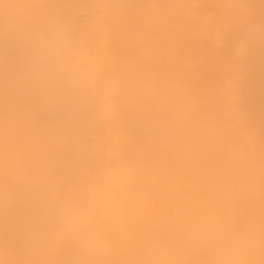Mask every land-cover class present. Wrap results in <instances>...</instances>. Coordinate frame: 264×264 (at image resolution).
<instances>
[{
	"label": "bare ground",
	"instance_id": "6f19581e",
	"mask_svg": "<svg viewBox=\"0 0 264 264\" xmlns=\"http://www.w3.org/2000/svg\"><path fill=\"white\" fill-rule=\"evenodd\" d=\"M0 264H264V0H0Z\"/></svg>",
	"mask_w": 264,
	"mask_h": 264
},
{
	"label": "clouds",
	"instance_id": "9594fccd",
	"mask_svg": "<svg viewBox=\"0 0 264 264\" xmlns=\"http://www.w3.org/2000/svg\"><path fill=\"white\" fill-rule=\"evenodd\" d=\"M58 50V44L52 45L50 47L45 48V50L41 53L42 57H47L50 55H56Z\"/></svg>",
	"mask_w": 264,
	"mask_h": 264
},
{
	"label": "rangeland",
	"instance_id": "374dc122",
	"mask_svg": "<svg viewBox=\"0 0 264 264\" xmlns=\"http://www.w3.org/2000/svg\"><path fill=\"white\" fill-rule=\"evenodd\" d=\"M97 7H98V6H96V5L93 6V7L89 10V13H88V14L85 13V12H87V11H85V10H84V13L82 14V12H83V11H82V12H81V15H83L82 17L80 16V13H79V20L82 21V19H83V21H87L88 19H86V18H88V17L90 16L89 18L91 19V17H92L91 15H93V13L97 12V14H98V9H99V8L97 9ZM91 10H92V11H91ZM94 10H95V11H94ZM90 12H91V13H90ZM89 52H91V51H89ZM89 55H91V53H89Z\"/></svg>",
	"mask_w": 264,
	"mask_h": 264
}]
</instances>
